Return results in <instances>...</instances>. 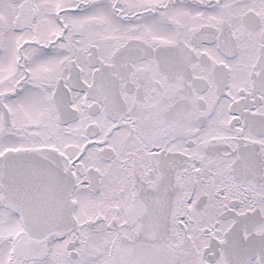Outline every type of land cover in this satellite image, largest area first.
Here are the masks:
<instances>
[{"label":"snow or ice","instance_id":"6c2138e0","mask_svg":"<svg viewBox=\"0 0 264 264\" xmlns=\"http://www.w3.org/2000/svg\"><path fill=\"white\" fill-rule=\"evenodd\" d=\"M0 264H264V0H0Z\"/></svg>","mask_w":264,"mask_h":264}]
</instances>
